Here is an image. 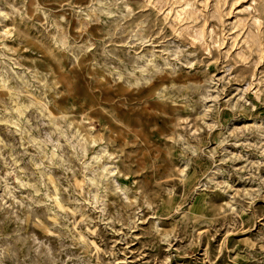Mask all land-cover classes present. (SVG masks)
<instances>
[{"label":"rangeland","instance_id":"rangeland-1","mask_svg":"<svg viewBox=\"0 0 264 264\" xmlns=\"http://www.w3.org/2000/svg\"><path fill=\"white\" fill-rule=\"evenodd\" d=\"M0 264H264V0H0Z\"/></svg>","mask_w":264,"mask_h":264},{"label":"bare ground","instance_id":"bare-ground-1","mask_svg":"<svg viewBox=\"0 0 264 264\" xmlns=\"http://www.w3.org/2000/svg\"><path fill=\"white\" fill-rule=\"evenodd\" d=\"M12 9V8H11ZM99 158V157H98Z\"/></svg>","mask_w":264,"mask_h":264}]
</instances>
